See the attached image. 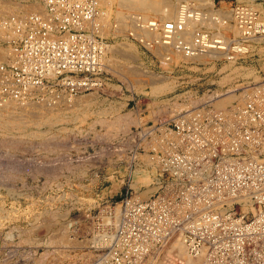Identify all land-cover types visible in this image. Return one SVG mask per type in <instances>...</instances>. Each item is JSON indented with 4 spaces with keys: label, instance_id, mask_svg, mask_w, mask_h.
<instances>
[{
    "label": "built area",
    "instance_id": "built-area-1",
    "mask_svg": "<svg viewBox=\"0 0 264 264\" xmlns=\"http://www.w3.org/2000/svg\"><path fill=\"white\" fill-rule=\"evenodd\" d=\"M10 1L12 8L0 16V108L51 109L109 87L105 63L113 45L102 36L99 0ZM200 3L179 0L170 19L131 13L125 35L168 61L172 54L190 58L209 51L229 61L264 37V0H234L227 16L214 3ZM259 75L235 88L241 100L229 109L216 108L213 90L206 89L192 108L132 125L110 142L85 139L80 154L66 153L69 161L99 154L93 169L109 166L114 175L122 169L124 178L118 200L84 214L80 236L87 240L103 233L102 219L119 207L103 245H88L86 264H143L175 239L200 264H264V73ZM138 154L157 165L155 189L145 198L131 186Z\"/></svg>",
    "mask_w": 264,
    "mask_h": 264
},
{
    "label": "rangeland",
    "instance_id": "rangeland-1",
    "mask_svg": "<svg viewBox=\"0 0 264 264\" xmlns=\"http://www.w3.org/2000/svg\"><path fill=\"white\" fill-rule=\"evenodd\" d=\"M2 2L9 6L8 11L12 8L10 0ZM230 3L234 0H214L215 10L227 12ZM110 35L106 39L113 46L107 57L114 62L107 64L110 74L105 80L109 87L80 98L78 101L90 102L83 106L80 114L59 116V128L53 130L48 128V122L54 119L44 120L42 115L46 110L38 116L34 108L30 112L10 114L18 126L8 125L6 122L10 119L0 118V217L3 216L0 219V264H86L91 259L88 245L90 242L94 245L95 238L103 236L106 230L101 227L102 234H94L87 240L82 238L84 214L89 211L93 215L97 205L119 199L124 191L122 169L118 176L109 166L93 169L100 161L99 154L94 153L89 161H69L67 152L80 154L85 139L94 143L110 142L117 133H125L132 125L161 116L171 117L179 113L185 98L193 101L189 107L192 108L206 98L201 97L206 89L213 90V99L242 83L259 80V73H264V66L261 64L257 69L252 60L257 58L256 54H246L230 62L207 56L200 60L174 58V63L166 64L157 51H144L127 41L124 34ZM128 44L132 49H127ZM247 46L249 52L264 50L263 43L250 42ZM222 78L228 79L223 85L225 88L219 84ZM160 84L167 88L151 95L150 88ZM38 132L39 136L45 135L42 139L45 138L46 147L39 146L34 137ZM16 140L19 143L12 148L10 144ZM138 155L139 159H149L144 154ZM103 157L109 162L111 156L103 152ZM154 166L149 174L151 179L156 175L157 165ZM138 168L131 173V186L137 190V195L146 190L144 184L136 183L145 175L143 168ZM173 242L155 254L164 255Z\"/></svg>",
    "mask_w": 264,
    "mask_h": 264
},
{
    "label": "bare ground",
    "instance_id": "bare-ground-1",
    "mask_svg": "<svg viewBox=\"0 0 264 264\" xmlns=\"http://www.w3.org/2000/svg\"><path fill=\"white\" fill-rule=\"evenodd\" d=\"M100 1V5L104 8L105 10V19H104V26H103V29H102V36L104 37V40H107L106 37L108 35L110 36H114L116 35L117 32H119V34H123L125 35V32L124 29L126 30L127 26H128V18H129V15L131 13H139L143 16H148L150 15V17H155V16H159L161 18H167V19H170V18H173L175 16V13H176V7H177V1L179 0H99ZM195 1V0H194ZM200 1L201 3L200 4H207L209 3L210 5H213V1L212 0H198ZM205 4V5H206ZM8 8L9 6L5 4V2L3 3L2 0H0V15L1 14H4L5 12L8 11ZM5 9V10H4ZM133 10V11H131ZM216 12H219L221 15L223 16H227L228 14V11L227 12H220V11H217L215 10ZM225 11V10H224ZM115 21V24L114 22ZM192 25V23H188L187 26H186V30L190 28V26ZM126 27V28H125ZM225 27L226 29H230L232 30L231 32L236 35L237 34V30L235 29V26H223ZM188 32H185V36ZM125 39L127 41H129L130 43H133V44H136L138 45L140 48L141 46L131 40L130 38H128L127 35H125ZM252 43H263L264 44V37L260 40H257V41H251ZM249 44V43H248ZM250 47L247 46V49H249ZM128 50L129 49H132L131 45L128 44ZM142 49V48H141ZM114 50V49H113ZM112 52V51H110ZM117 52V51H116ZM121 53V52H120ZM156 53V52H154ZM110 54V53H109ZM108 54V55H109ZM210 54V56H209ZM172 58H170V61L168 60H162L163 63H174L173 62V59L174 58H180L182 60H187V59H203V58H206L207 56L209 58H212V59H216L217 57L222 60L219 55H216V52H213V51H209V52H206V53H202V54H198L194 57H190V58H186V57H183V56H180L178 54H172ZM240 54H236L234 55V57L232 59H230L228 62L230 61H234L236 57H238ZM110 56V55H109ZM113 56V55H112ZM155 56V55H154ZM119 59V58H118ZM113 60V59H112ZM112 60L110 57H107L106 59V69L108 70V66L107 64H112ZM177 60V59H176ZM114 62V60H113ZM177 62V61H176ZM116 63V62H115ZM233 63V62H231ZM231 63H229V66H231ZM110 66V65H109ZM225 66V65H224ZM228 66V67H229ZM123 67H126L123 65ZM122 68V67H121ZM117 69V68H116ZM115 69V70H116ZM129 70H131V68L129 67ZM122 72V71H121ZM129 72V71H128ZM132 72V71H131ZM136 72V71H135ZM128 75V74H127ZM126 75V76H127ZM129 78V77H128ZM226 78V77H225ZM225 78H222L223 80L220 81V86L221 88H225L223 85L226 81H228V79H225ZM105 79V77H104ZM132 79V78H131ZM142 79V78H141ZM221 80V79H220ZM167 86V85H166ZM167 88L165 87L164 84H160V85H157V86H153L150 88V91L149 93H152L151 95L153 94H156L158 92H161L162 90L164 91V89ZM147 93V92H146ZM88 94H91V93H88ZM88 94H84V95H80L76 98H74L73 100L70 101L69 104H66V106H61V107H53V108H48V109H44L46 110L47 112L42 114L45 119L44 120H47L49 119L50 117H52L54 120H49L51 122H48V128L49 129H58V124L57 122L59 121V116L67 113L68 115L69 114H77V112L79 113V111L83 108L84 105H88L90 102L89 100L85 99V100H80L78 101L80 98L82 97H86ZM148 96V95H147ZM88 97V96H87ZM212 99V98H211ZM87 100V101H86ZM241 100V92L240 93H237L236 89H230V91H226L225 93L221 94V95H218V96H215V98L212 99V104L216 107V108H227L229 109V107L233 106L235 102L239 103ZM83 101V102H82ZM183 102V101H182ZM193 101L190 100V98H185L184 99V103H183V106H181V109L180 107H178L179 109V112L180 111H183V110H186V109H189V107L192 105ZM191 104V105H190ZM85 106V107H86ZM178 106V105H177ZM32 107H29L28 105H24V106H15L13 103H10V105H8L7 107H3V108H0V118L2 116V118H4L5 120H9L7 121L6 123H8V125H13V126H18L17 123H15L14 121H16V119H13L11 118V115L13 116V114L15 112L17 113H21L23 111V113L25 112H30L29 110H33L31 109ZM35 109V108H34ZM177 109V108H175ZM174 109V110H175ZM14 111V112H13ZM35 111V114L37 115L38 113H40L41 111H43L42 109H36L34 110ZM55 111V112H54ZM11 114V115H10ZM28 114V113H27ZM80 114V113H79ZM22 116V115H21ZM24 116V115H23ZM38 116V115H37ZM55 116V117H53ZM19 117V116H18ZM26 117V116H25ZM35 117V116H34ZM43 117V118H44ZM73 117V116H72ZM21 118V117H20ZM38 118V117H37ZM61 118V117H60ZM64 118V117H63ZM12 119V120H11ZM23 119V118H22ZM3 120V119H1ZM3 120V121H5ZM14 120V121H13ZM19 120V119H18ZM76 121V120H75ZM26 122V121H25ZM41 122V121H39ZM43 122V120H42ZM60 122V121H59ZM117 122V121H116ZM20 123V122H19ZM21 123H22V120H21ZM71 123V122H70ZM24 124V123H23ZM47 124V123H46ZM43 125V126H46ZM25 126V125H24ZM39 127V126H38ZM7 129V128H6ZM63 130V129H61ZM42 133V132H41ZM46 133V132H45ZM44 133V134H45ZM34 135V134H33ZM32 135V136H33ZM30 137H32L31 135H29ZM24 137V136H23ZM34 137L38 140L39 142V146L41 147H46L44 144H45V138L42 139V137H45V135H42L40 134L39 136V132H38V135H34ZM39 137V138H38ZM33 138V137H32ZM57 138V137H56ZM11 139V138H10ZM42 139V140H40ZM26 140V139H25ZM28 140V139H27ZM48 140V139H47ZM23 141V140H22ZM25 142V141H24ZM19 141H13L11 142L10 146L12 148H15V145L18 144ZM23 143V142H22ZM27 143V142H26ZM29 143V142H28ZM54 152V151H53ZM46 153V152H45ZM47 154V153H46ZM49 154V153H48ZM141 157V155H140ZM146 158V157H144ZM143 157L140 158V161H142V166H140L138 164V166L136 168H143V173L145 174L144 176L142 177H139L137 180H136V183H141V184H144V187L146 188L145 191H143L142 193H139L138 196L140 198H145L149 195V193L155 189V187H153V185H151L153 179H151L150 177V173H151V169H155L154 165L155 163L151 160H146L144 159ZM138 161V162H140ZM141 163V162H140ZM154 166V167H153ZM138 168V170H139ZM135 169V168H134ZM134 169H133V172H134ZM136 170V169H135ZM137 170V171H138ZM74 171V170H73ZM132 172V174H133ZM84 173V172H83ZM141 173V172H140ZM131 174V176H132ZM134 179V178H133ZM132 181V180H131ZM132 184V183H131ZM142 186V185H141ZM134 188V186H132ZM138 187V186H137ZM136 187V188H137ZM135 189V188H134ZM1 204V203H0ZM1 208V207H0ZM2 211V210H1ZM4 212V211H3ZM7 213V212H6ZM118 215H119V207L118 206H115L114 209H112L110 211V214L107 215L106 217H104L105 221L104 224L102 225V227L104 228V230H108L110 228H112L114 226V224H116V221L118 219ZM6 216V214L4 215ZM10 217V216H9ZM3 218L0 217V219ZM103 230V229H101ZM105 234V233H104ZM103 234V235H104ZM26 241V240H25ZM174 242L169 246V248L167 249V252L160 256V254H155L157 251H159L160 249H162L163 247L157 249V250H154L152 251L151 253H149L143 264H174L175 260H179L180 263L182 264H199V262L201 261L200 257L199 256H192L190 255L186 250H185V247L183 246V244L178 241L177 239L173 240ZM172 242V241H171ZM97 245V247L100 245H103V240H102V236L99 237V238H95V243L94 245ZM152 254H155L152 256Z\"/></svg>",
    "mask_w": 264,
    "mask_h": 264
},
{
    "label": "crops",
    "instance_id": "crops-1",
    "mask_svg": "<svg viewBox=\"0 0 264 264\" xmlns=\"http://www.w3.org/2000/svg\"><path fill=\"white\" fill-rule=\"evenodd\" d=\"M248 54L249 55H252V54H256L257 55V58L252 59V60L255 61L256 65L258 67L257 69L260 68L261 64H262V66H264V50H263V52H260V53H258V52H249ZM257 72H258V70H257Z\"/></svg>",
    "mask_w": 264,
    "mask_h": 264
}]
</instances>
